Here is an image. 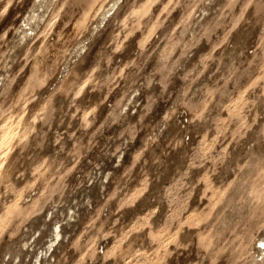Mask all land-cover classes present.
Instances as JSON below:
<instances>
[{"label":"rangeland","instance_id":"374dc122","mask_svg":"<svg viewBox=\"0 0 264 264\" xmlns=\"http://www.w3.org/2000/svg\"><path fill=\"white\" fill-rule=\"evenodd\" d=\"M40 1L0 0V264L262 262L264 0H53L24 37Z\"/></svg>","mask_w":264,"mask_h":264},{"label":"bare ground","instance_id":"6f19581e","mask_svg":"<svg viewBox=\"0 0 264 264\" xmlns=\"http://www.w3.org/2000/svg\"><path fill=\"white\" fill-rule=\"evenodd\" d=\"M52 1L53 0H41L40 1V3H39V5H38V7H39V9L40 8H42L43 9V12L42 13H40L39 12V9L38 10H36V11H34L32 14H30L29 15V17L27 18V20H26V22H25V28H23V30H22V34H24V37H26L27 35H29V33L30 34H34L35 32V30H36V28H35V26L37 27V25L39 26V24H40V21L41 20H43L44 18H45V16H46V12L48 11V9H50L49 8V6L47 5L49 2H51L52 3ZM112 2H114V1H112ZM111 2V3H112ZM116 4H117V1L116 2H114L113 4H112V7L110 8V9H107L108 11H103L102 12V15H103V18H106L105 16H106V14L108 13V12H110V10H113L115 7H116ZM118 4H119V2H118ZM109 6H111V5H109ZM109 6H108V8H109ZM111 13V12H110ZM109 13V14H110ZM101 15V16H102ZM105 20V19H104ZM100 22H101V20L99 21V23L98 24H100ZM97 24V23H96ZM99 26V25H98ZM100 29V28H99ZM95 30V29H94ZM92 32H93V30H92ZM95 32V31H94ZM33 36V35H32ZM31 37V36H30ZM84 46H85V44H84ZM84 49V48H83ZM54 235H55V237L57 238V241H59V239H60V237H63V230H62V226H58L55 230H54ZM55 241V239L53 240V242ZM56 241V242H57ZM263 241H264V239H263ZM59 243H60V241H59ZM262 245H264V244H262ZM54 246V243L51 245V248H54L53 247ZM54 251H55V248H54ZM53 251V252H54ZM260 251H261V253H262V257H263V260H262V262H260L259 264H264V248H263V246L262 247H260ZM38 255V254H37ZM53 255V254H52ZM44 260V259H43ZM43 260H41V264L43 263ZM39 261V260H38Z\"/></svg>","mask_w":264,"mask_h":264}]
</instances>
